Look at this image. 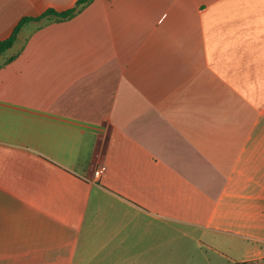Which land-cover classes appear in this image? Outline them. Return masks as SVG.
I'll return each mask as SVG.
<instances>
[{"label":"crops","instance_id":"crops-1","mask_svg":"<svg viewBox=\"0 0 264 264\" xmlns=\"http://www.w3.org/2000/svg\"><path fill=\"white\" fill-rule=\"evenodd\" d=\"M77 1L0 0V40ZM168 227L264 257V0L27 21L0 54V264H159Z\"/></svg>","mask_w":264,"mask_h":264},{"label":"rangeland","instance_id":"rangeland-1","mask_svg":"<svg viewBox=\"0 0 264 264\" xmlns=\"http://www.w3.org/2000/svg\"><path fill=\"white\" fill-rule=\"evenodd\" d=\"M8 72L13 77L14 66ZM168 228L159 264H239L249 258L244 245L232 238L231 241L222 237L211 241L192 228L184 227L182 231ZM247 264H264V257Z\"/></svg>","mask_w":264,"mask_h":264},{"label":"trees","instance_id":"trees-1","mask_svg":"<svg viewBox=\"0 0 264 264\" xmlns=\"http://www.w3.org/2000/svg\"><path fill=\"white\" fill-rule=\"evenodd\" d=\"M91 0H78L76 5L70 9H67L65 11H56L54 9H48L46 12H44L42 15L38 17H24L20 23L14 28L12 34L7 37L6 39L0 40V54L6 52L10 48L13 47L14 43L17 40L18 34L22 28V26L30 20H41L45 17H57L59 19H65L69 18L72 15H74L80 8H82L85 4L89 3ZM247 262H244L242 264H246Z\"/></svg>","mask_w":264,"mask_h":264},{"label":"built area","instance_id":"built-area-1","mask_svg":"<svg viewBox=\"0 0 264 264\" xmlns=\"http://www.w3.org/2000/svg\"><path fill=\"white\" fill-rule=\"evenodd\" d=\"M107 168L105 165H101L95 170V176L99 177L100 175L104 174L106 172Z\"/></svg>","mask_w":264,"mask_h":264}]
</instances>
